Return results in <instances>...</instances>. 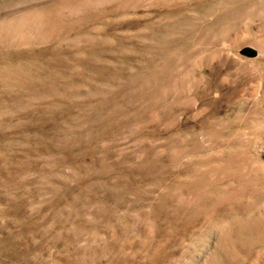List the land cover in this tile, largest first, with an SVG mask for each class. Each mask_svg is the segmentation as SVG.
<instances>
[{
	"label": "rangeland",
	"instance_id": "1",
	"mask_svg": "<svg viewBox=\"0 0 264 264\" xmlns=\"http://www.w3.org/2000/svg\"><path fill=\"white\" fill-rule=\"evenodd\" d=\"M67 1L0 0V18H20L42 6L57 12L63 26L43 37L29 21L11 35L4 30L7 38L0 36V264H249L246 253L223 242L222 226L228 229L230 222L221 225L216 212L206 219L204 211L214 209L215 202L172 218L152 238L141 233L139 220L165 182L167 191L192 194L201 181L194 166L182 173V158L170 161L167 154L156 160L164 167L156 187L157 178H145L133 168L136 155L146 148L144 139L165 149L177 133H201L204 125L190 112L170 129L139 128L131 117L113 111L109 99L110 87L119 91L114 71L123 78L129 68L139 67V39L145 36L139 32L151 29L163 10L109 4L75 17L65 12ZM204 6L200 12H206ZM195 43L192 52L203 53L225 41L205 34L190 37L178 44L181 54ZM257 56L255 50L250 57ZM259 64L261 71L250 84L264 81V61ZM225 72L220 65L198 71L219 93L216 100H199L209 107L208 116L229 112L236 85L221 83ZM126 89L132 100L126 108L134 114L133 103L142 94L135 83L120 93ZM205 153L197 148L194 156ZM165 201L160 206L168 207Z\"/></svg>",
	"mask_w": 264,
	"mask_h": 264
},
{
	"label": "bare ground",
	"instance_id": "2",
	"mask_svg": "<svg viewBox=\"0 0 264 264\" xmlns=\"http://www.w3.org/2000/svg\"><path fill=\"white\" fill-rule=\"evenodd\" d=\"M203 1L68 0L64 8L67 15L75 17L83 15L87 9L96 10L109 4L130 7L133 11L145 6L163 10L151 29L139 32L145 35L140 36L142 48L137 51L140 58L136 63L142 68H129V75L123 78L114 71L118 76L119 91L116 93V86L110 87L113 111L131 117L139 128L154 125L170 129L179 125L189 112L196 123L204 125L201 133L175 134L173 140H180L181 145L172 141V147L159 149L152 140L142 141L146 148L136 155L133 168L145 178L154 180L164 171V167L155 164L158 156L167 154L170 161L182 158L179 167L182 173L189 172L194 166L201 181H197L199 186L192 194L179 189L168 192L165 182L161 191L163 197L160 198L161 192L153 197L144 219L139 220L141 233L152 238L160 226L171 224L172 218L196 213L202 204L215 202L214 209L206 208L205 217L209 220L216 212L221 225L230 222L228 229L222 226L225 245L246 253L250 257L249 264H264V81L250 84L261 71L259 62L264 61V0ZM203 6H207L205 13L200 12ZM56 15L57 12L41 6L20 18H0V36L4 35V30L10 35L16 33L31 21L41 36L47 37L63 27ZM203 34L214 41L223 39L225 44L214 51L195 53L192 52L195 43L187 54H181L178 44ZM247 46L257 51L256 58L250 57L255 50L244 49ZM184 63L190 69L184 67ZM215 65L226 70L222 84L236 85L235 94L229 99V112L221 117L208 116L209 107L199 104L201 97L216 100L219 94L214 93L204 74H198L204 67L214 71ZM130 82L135 83L138 93L142 94L138 102L133 103L137 111L134 114L126 108L132 104L127 89L126 93L125 90L120 93V89L124 85L129 87ZM143 119L140 124L139 120ZM132 126L139 130L135 124ZM197 148L205 150V155L195 157ZM184 180L195 182L192 178ZM154 181L156 187L160 181L158 178ZM166 198L170 204L165 208L166 205H160L167 202Z\"/></svg>",
	"mask_w": 264,
	"mask_h": 264
}]
</instances>
